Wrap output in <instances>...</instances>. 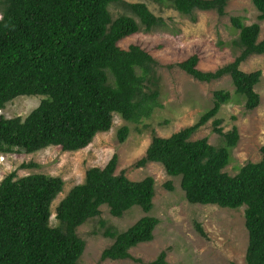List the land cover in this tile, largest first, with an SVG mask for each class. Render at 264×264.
I'll use <instances>...</instances> for the list:
<instances>
[{
    "label": "trees",
    "instance_id": "16d2710c",
    "mask_svg": "<svg viewBox=\"0 0 264 264\" xmlns=\"http://www.w3.org/2000/svg\"><path fill=\"white\" fill-rule=\"evenodd\" d=\"M196 21L197 11L226 15L229 0H154ZM264 20V0H252ZM0 111L18 96L43 98L26 116L0 115V153L16 148L32 153L51 145L77 151L90 145L98 133L112 129L115 115L130 123L150 117L158 105L156 59L138 44L122 49L119 42L140 30L165 24L145 2L124 0H0ZM123 3L127 13L113 18L112 4ZM239 30L234 44L240 55L217 70L197 68L193 55L178 66L194 79L211 82L229 76L236 95L245 97V108L261 102L255 89L261 82L260 69L244 72L240 65L254 54L264 55V38L259 40V22L245 24L233 17ZM212 108L197 123L168 137L153 135L145 155L135 164L159 162L171 176H179L190 203L238 209L245 206L249 243L247 264H264V144L262 158L247 163L232 176L225 171L231 151L239 142L237 126L224 132L217 116L232 100L225 90L214 93ZM213 120L215 132L225 146L218 148L208 138L192 136ZM130 132L118 131L120 142ZM32 166V164H25ZM118 156L104 167H92L56 206L57 226L50 224L51 205L63 190L61 177L45 173L17 176L0 182V264H79L86 242L77 229L101 214L107 205L114 217L134 206L148 212L153 207L154 179L131 181L122 171L116 175ZM173 190L171 182L166 184ZM160 219L144 215L124 232L106 231L114 243L104 250L102 260L134 259L130 250L154 239ZM203 236L206 233L197 223ZM166 252L145 264H167ZM137 260V259H135ZM142 262L141 260H138Z\"/></svg>",
    "mask_w": 264,
    "mask_h": 264
},
{
    "label": "rangeland",
    "instance_id": "374dc122",
    "mask_svg": "<svg viewBox=\"0 0 264 264\" xmlns=\"http://www.w3.org/2000/svg\"><path fill=\"white\" fill-rule=\"evenodd\" d=\"M124 1L145 2L157 16L165 20V24L160 27L149 31L142 29L119 42L122 49L131 44L140 45L158 63L156 85L149 84L150 88L159 91L158 105L152 115L139 123H128L120 115H115L112 129L98 133L93 142L81 150L66 151L61 146L51 145L32 153L17 148L11 153H0V182L13 172L17 176L45 173L61 177L64 181L63 190L52 202L50 217V224L57 226L56 206L60 200L73 186L85 180L87 170L104 167L117 155L116 175L124 171L131 181L153 177V207L146 212L140 206H134L122 217H114L110 208L102 205L99 216L88 219L77 229L78 235L86 242L79 264H145L156 259L162 251L167 254V264H247L249 235L245 206L229 209L190 203L181 188L179 176L167 174L159 162H148L142 167H136L135 164L145 155L155 133L168 137L197 123L212 108L213 93L218 90L232 94V100L222 106L217 116L222 121L221 127L224 132H228L237 126L240 135L225 171L234 176L245 164L262 158L264 55H251L240 65L244 72L262 71L261 82L255 87L262 102L252 110L245 108L244 96L236 95L229 76L201 82L182 70L178 63L196 55L199 58L197 68L205 72H213L230 64L241 52L234 44L238 40L239 30L233 26L231 19L241 16L245 24L259 22V40L264 38V20H259L260 12L252 0H229L225 16H219L215 11H197L195 22L172 8L169 2ZM110 11L114 19L124 13L135 16L123 3L112 4ZM42 98L39 95L18 96L6 104L0 115L6 118L26 117ZM125 125L129 126L130 132L127 139L120 142L118 131ZM201 138H208L209 143L218 148L225 146L223 137L215 132L213 120L192 136L193 140ZM30 163L32 166L25 165ZM168 182L173 185V190L167 188ZM144 215L160 219L154 230V239L132 248L130 254L134 259L102 260L104 250L114 243L113 238L106 236V231L124 232ZM197 223L201 224L206 236L197 229Z\"/></svg>",
    "mask_w": 264,
    "mask_h": 264
},
{
    "label": "bare ground",
    "instance_id": "6f19581e",
    "mask_svg": "<svg viewBox=\"0 0 264 264\" xmlns=\"http://www.w3.org/2000/svg\"><path fill=\"white\" fill-rule=\"evenodd\" d=\"M15 98V97H14Z\"/></svg>",
    "mask_w": 264,
    "mask_h": 264
},
{
    "label": "clouds",
    "instance_id": "9594fccd",
    "mask_svg": "<svg viewBox=\"0 0 264 264\" xmlns=\"http://www.w3.org/2000/svg\"><path fill=\"white\" fill-rule=\"evenodd\" d=\"M2 158V157H1Z\"/></svg>",
    "mask_w": 264,
    "mask_h": 264
}]
</instances>
